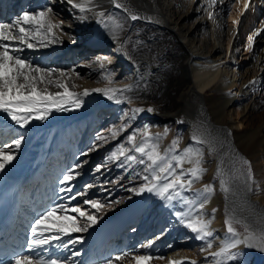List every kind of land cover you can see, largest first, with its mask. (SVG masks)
<instances>
[{
	"label": "bare ground",
	"instance_id": "bare-ground-1",
	"mask_svg": "<svg viewBox=\"0 0 264 264\" xmlns=\"http://www.w3.org/2000/svg\"><path fill=\"white\" fill-rule=\"evenodd\" d=\"M73 3L82 4L85 10L74 9L67 0H0V23H12L25 13L49 7L56 21L64 22L61 29L54 30L61 36L60 42L31 49L24 46L20 55L34 66L54 69L52 79H64L81 101L78 109L71 105H66L69 111L53 108L47 119L32 120L24 128L0 111V141L23 136L20 148H13L15 159L0 172V191L10 178L23 173L26 186L19 189L21 204L44 195L47 207L41 215L58 209L37 231V236L58 238L35 250L30 241L38 217L31 212L22 217L26 221L20 222L17 234L28 243L21 256L52 257L60 264H108L110 259L113 264H136L137 255L152 257L142 264H191L193 260L196 264H232L227 255L214 257L204 250L209 241L212 252L231 243L226 226L231 218L241 234L236 238L250 234L254 245L242 244L233 251L243 253V264H264V114L259 122L251 119L264 101V74L260 72L264 67V0ZM245 3L249 8H244ZM133 15L138 19L132 20ZM251 15L259 27L253 33L251 51L246 40V53L238 68L237 57L243 51L240 30L249 24ZM85 89L88 95L83 94ZM110 89L119 90L109 93L112 99L105 94ZM49 90L63 91L55 85ZM135 108L145 111L134 114ZM244 121L250 122L248 129H243ZM113 130L118 131L116 137L110 135ZM145 130L154 137L161 135V154L173 140H178V145L170 156H183L186 148L192 149L189 158H198L205 171L190 189L169 190L171 199L155 191H132L145 183L144 175L151 177V170L145 171L150 161L144 158L146 164H140L109 157L121 145L131 149L127 137L134 132L139 143ZM101 136L108 139L103 141ZM126 154L139 157L134 151ZM244 160L250 162L254 175L247 183ZM78 164L82 165L76 169L80 174L67 192L62 177ZM98 165L105 167L97 172ZM190 167L195 164L185 162L184 170ZM173 169L181 172L175 161ZM221 180L227 182L229 191L222 189ZM89 184L92 187L86 188ZM205 185L213 191L204 192ZM72 195L76 199H69ZM86 200H98L104 207L96 210L85 204ZM61 205L66 212L59 210ZM72 207L95 215L98 222L86 232L70 231V221L61 220V216L86 222ZM196 217L211 221L212 237L201 240L186 226ZM62 226L69 231L59 233ZM44 228L51 232L42 233ZM72 240L78 242L72 244ZM65 243L68 248L63 247ZM76 252L79 255H73ZM118 256L123 259L117 260Z\"/></svg>",
	"mask_w": 264,
	"mask_h": 264
},
{
	"label": "snow or ice",
	"instance_id": "snow-or-ice-1",
	"mask_svg": "<svg viewBox=\"0 0 264 264\" xmlns=\"http://www.w3.org/2000/svg\"><path fill=\"white\" fill-rule=\"evenodd\" d=\"M67 2L72 5L74 9H80L84 11V7L80 3H73V0H67ZM215 2V0H213ZM116 7H120L119 4ZM244 8H249V4L245 3ZM101 16L104 15L103 12L100 13ZM209 18L212 19L213 15L210 12ZM132 20L138 19L136 15L131 16ZM63 21H56L53 16V9L51 7L42 10L35 14L25 13L21 17L17 18L14 23H0V111L7 114V117L11 119L21 128L26 127L32 120H45L51 113L52 109L55 108L57 111H69L70 108L66 105H71L72 107L78 109L81 106V101L78 99L79 94L69 91V86L64 79H52L54 69H44L39 66H34L30 61L24 58L20 53L24 51V46L31 49L37 46L47 47L51 43L60 42L61 36L57 35L54 31L56 29H61ZM234 23L239 24V20L234 21ZM35 25L36 27H32ZM28 26V27H26ZM15 29V31H14ZM43 29V33H41ZM259 33H257L258 35ZM7 43H4V42ZM36 41V43H33ZM247 47L251 51L254 44V36L249 35L247 37ZM103 66V64H101ZM65 74L60 73L63 77ZM252 84L255 81L251 82ZM55 85L57 89H62L63 91H50L49 86ZM247 87V86H246ZM130 90V89H124ZM94 91H101L100 89H95ZM116 89H110L105 92L109 96V99L113 98V95L109 93H114ZM84 95L89 94V90H84ZM119 102V101H118ZM145 111L143 108H135L133 113H141ZM148 112L153 111L152 108L147 109ZM167 129H165L164 135H167ZM110 135L116 137L118 131H111ZM142 139L137 143V134L134 132L130 134L127 139L131 144V149H125L123 145L117 153H113L109 159L119 160L120 157H124L125 160L129 162H137L140 164H146L144 158L150 163L146 164L145 171L151 170V177L149 175H144L143 180L145 181L139 188H133L132 191L140 194L143 192H153L155 191L157 195L165 197L168 194L169 199L172 198L169 190L177 191L183 190L185 188L190 189L196 180L201 178L200 173L205 171L200 167V160L197 158L195 160L189 158L192 152L191 148H186L184 150V155H169L178 145V140H173L171 147L161 154L159 150V139L161 135L159 133L155 134L145 130L142 134ZM101 140L106 141L108 137L101 136ZM193 140L200 141L197 137L193 136ZM157 142H153V141ZM23 142V136L14 139L11 143L5 144L0 147V172H3L6 165L10 164L15 159V154L13 148L18 150ZM134 151L137 155H127V152ZM199 154H197L198 157ZM173 161L177 167L181 169L179 174L175 173L173 169ZM185 162L189 164H195V167H190L184 170ZM244 164L247 165V172L245 175V183L250 180H254V175L252 173L251 164L249 161L244 160ZM82 165H76L75 168L68 171L66 175L62 177L61 183L67 185L65 191L71 192V182L80 173L76 171ZM105 165H98L96 171L100 172ZM75 173V174H74ZM186 175H190L191 178L184 179ZM171 177V179H169ZM162 181H166L161 183ZM222 189L227 192L229 191L227 187V182L224 180L220 181ZM92 185H86V188H91ZM204 192L211 193L213 191L212 186L205 185ZM178 194V192H177ZM83 195V193H81ZM69 199H76L75 195L69 197ZM207 198L202 201L199 205L201 209L205 207ZM85 204H90L92 208L100 210L104 207L98 200H86ZM116 203H119L117 201ZM57 208H52L46 213L42 214L34 222L35 226L32 228L33 239L30 241L31 248L33 250L37 248H42L47 245L51 240L57 239L58 235H48L43 234L37 236V231L40 229L41 225H44L46 221L52 218L57 212ZM60 211H67L64 205L59 206ZM72 212L78 213L80 217H86V222L84 224L78 223L75 217H70L68 215L61 216L60 219L64 221H70L72 227L70 231L72 232H86L88 228L95 225L97 217L95 215H89L86 211H83L80 207H72ZM215 211V210H214ZM211 221H205L201 217H196L190 219L186 226L190 228L193 232L198 234V238L205 240L206 238L212 237L213 233L210 230ZM227 232L232 237L231 243L221 247L219 251H210L213 248V244L209 241L206 245L205 251H208L209 255L214 257H219L222 255H227L229 261L232 264H243V253L240 251H233L237 249L239 245L247 244L249 247L254 245L250 243L252 236L244 235L242 238H236L241 236L233 226V220L230 218L226 221ZM69 229L67 226H62L58 232L66 233ZM43 232H51V229L44 228ZM77 240H72L71 243H77ZM82 242V240L80 241ZM264 243V240H262ZM151 242H149L150 246ZM64 248H68V243L63 245ZM264 250V249H262ZM73 255H79L78 252L73 253ZM128 254L125 253L124 256ZM157 259H163V257H156ZM117 260L123 259L122 256L116 257ZM152 257L148 255H137L135 256L136 264H142L144 261L151 260ZM13 264H60L56 259H47L43 257L33 258L32 256H17ZM108 264H113L112 260L108 261ZM191 264H196V261H191ZM219 264V262H218Z\"/></svg>",
	"mask_w": 264,
	"mask_h": 264
},
{
	"label": "rangeland",
	"instance_id": "rangeland-1",
	"mask_svg": "<svg viewBox=\"0 0 264 264\" xmlns=\"http://www.w3.org/2000/svg\"><path fill=\"white\" fill-rule=\"evenodd\" d=\"M230 1H234V0H230ZM254 6V5H253ZM22 10H23V8H20V10H19V13L22 15L23 14V12H22ZM254 11H256V10H253V13H254ZM263 16H264V13L262 14ZM252 16V17H251ZM250 17H251V19H249L250 21L248 22L249 24V26L247 25V26H244L241 30H240V38H241V44H242V46H241V48H243V51L241 52V54L239 55V57H237V64H239V63H241V61H242V58L244 57V53H246V40H247V37L249 36V35H253V33L258 29V27H259V22H258V20H253V17H255V16H253V15H251ZM14 21L13 22H15V20L16 19H13ZM12 22V23H13ZM241 66V64H239L237 67L239 68ZM263 66H264V64H263ZM247 67V66H246ZM245 67V68H246ZM262 71H260L261 73H263L264 74V67L261 69ZM263 89H264V82H263ZM263 95H264V92H263ZM264 114V101H263V103L261 104V106L259 107V108H257L255 111H254V114H253V116H252V118L251 119H256V122H259V120H258V118L260 117V116H262ZM244 116V114L243 113H241V115H240V119H242V117ZM243 129H248V127H249V125H250V122H248V123H246L245 121L243 122ZM102 129V127H100V130ZM12 142V140H7V141H0V146H4L5 144H9V143H11ZM237 225V224H236Z\"/></svg>",
	"mask_w": 264,
	"mask_h": 264
}]
</instances>
